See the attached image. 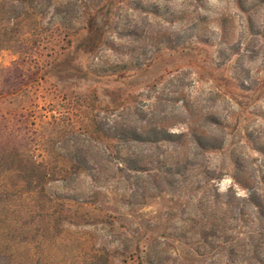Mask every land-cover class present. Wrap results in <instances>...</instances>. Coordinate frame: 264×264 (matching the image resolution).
I'll list each match as a JSON object with an SVG mask.
<instances>
[{"label":"rangeland","instance_id":"rangeland-1","mask_svg":"<svg viewBox=\"0 0 264 264\" xmlns=\"http://www.w3.org/2000/svg\"><path fill=\"white\" fill-rule=\"evenodd\" d=\"M244 1L245 8L254 11L257 22L264 27V0ZM160 2L178 11L173 20L144 18L139 13L130 19L149 26L150 38L142 44L150 54L157 52L162 41L169 45L162 46V57L146 58L123 76L92 73L84 77L75 73L66 88L54 68L56 54L59 61L66 57L71 65L81 63L93 69L96 64L106 68V54L110 51L103 47L95 54L75 49L70 53V46L61 39L62 35L56 34L51 42L34 43L30 38L22 45L1 49L0 153L28 145L34 159L40 160L44 155L43 140L55 136L52 128L61 120L70 131L86 132L88 137H82L86 140H102L97 131L111 122L160 125L172 132L184 133L182 143L127 146L129 152L144 162L138 172L137 199L146 197L143 208L150 222L160 226L154 230L158 241L163 242L167 237V242L174 246L159 244V249L168 248L171 258L177 257L183 262L187 257L184 245L179 246V242L168 237L170 231L165 233L163 227H182L183 212L191 207L187 197L189 188L173 189L164 183V191L156 196V160L165 156L172 162L189 156L200 166L217 167L213 174L220 176L214 178L218 190L225 191L232 186L237 192H243L230 178L227 153H202L194 146L190 130L226 136L237 152L247 154L253 161L259 157L256 151L244 146L243 140L264 141V37L249 38L248 11H243L237 0ZM202 37L212 43L203 44ZM221 41L227 42L223 43L226 61L217 58ZM181 44L188 50L177 51V45ZM227 44L232 46L226 47ZM129 47L125 45L124 50ZM209 114L223 118L220 126L209 123ZM96 154L101 156L99 152ZM105 156L112 162L117 159L113 148L106 150ZM54 171L55 177H59L58 169ZM102 192L99 202L102 211L112 205L125 214L128 212V207L118 198L119 192L111 189ZM169 208H173L172 217L167 214ZM84 211L100 212L97 206L87 205L80 208L78 216ZM75 220L76 224H54L45 216L41 201L35 202L25 192L15 173L0 171V241L23 239L20 245L9 246L8 250L18 255L12 264H26L36 259L40 264H137L135 258L123 262L118 256L121 242H112L100 215L89 220V224L79 217ZM17 222L22 223L21 230L8 233Z\"/></svg>","mask_w":264,"mask_h":264},{"label":"trees","instance_id":"trees-1","mask_svg":"<svg viewBox=\"0 0 264 264\" xmlns=\"http://www.w3.org/2000/svg\"><path fill=\"white\" fill-rule=\"evenodd\" d=\"M237 2L243 11H248L246 32L249 38L264 37V27L257 22L254 11L245 8L246 1ZM138 13L144 18L173 20L178 11L160 0H0V50L22 45L30 38L34 43L51 42L56 34L62 35L61 39L70 46V53L75 49L95 54L103 47L110 51L106 54V68L96 64L93 69L81 63L71 65L66 57L59 61V54H56L54 68L66 88L75 73L84 77L92 73L123 76L130 67H139L146 58L162 57V46L169 45L162 41L157 52L150 54L142 44L150 38L149 26L130 19ZM201 41L212 43L207 37H202ZM223 43L227 42L218 43L217 58L226 61ZM125 45L130 47L124 50ZM177 46V51L188 50L184 44ZM231 46L227 44L226 47ZM119 56L121 59H113ZM208 119L213 126H220L223 121L218 114H209ZM52 131L55 136L43 140L44 155L40 160L34 159L27 145L23 149L0 153V171L15 173L25 192L35 202L41 201L45 216L54 224H76L77 217L89 224V220L100 215L112 242H121L118 256L123 262L135 258L137 264H264L263 140H243L244 146L259 155L253 161L247 154L237 152L226 136L190 130L194 146L202 153H227L230 178L243 192H237L232 186L225 191L218 190L214 178L220 176L213 174L217 167L200 166L189 156L172 162L165 156L156 160V196L164 191V183L173 189L189 188L187 197L191 207L183 212L182 227H163L165 233L170 231L168 237L179 242V246L184 245L187 257L182 262L177 257L171 258L168 248L159 249V244L174 246L167 242V237L163 242L158 241L154 230L160 226L150 222L151 218L143 208L147 204L146 197L137 199L138 172L144 162L134 152H129L127 146L132 143H182L185 134L160 125L111 122L106 127H99L97 134L102 140H86L82 139L88 137L86 132L68 130L63 120L54 125ZM112 148L117 155L113 162L105 156L106 150ZM98 152L101 158L97 156ZM57 169L59 177H55L54 170ZM176 177L177 180L170 182L169 178ZM104 189L119 192L120 202L128 207L126 214L113 208L107 200L110 206L101 210L99 202ZM87 205H95L102 212L84 211L78 216L80 208ZM172 211L173 208L167 210L171 217ZM130 216L133 219H129ZM21 228L22 223L17 222L8 233H17L15 231ZM22 241V238L0 241V264L15 262L18 255L8 249L11 243L20 245ZM26 264L40 262L36 259Z\"/></svg>","mask_w":264,"mask_h":264}]
</instances>
